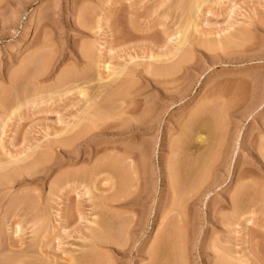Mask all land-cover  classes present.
<instances>
[{"label":"rangeland","instance_id":"obj_1","mask_svg":"<svg viewBox=\"0 0 264 264\" xmlns=\"http://www.w3.org/2000/svg\"><path fill=\"white\" fill-rule=\"evenodd\" d=\"M177 1L0 0V264H171L176 245L179 263L209 264L214 237L240 264H264V0L203 2L185 65L153 75L144 68L181 53L151 57L176 47ZM130 58L127 104L54 145L78 130L56 135L86 104L76 87L100 92L103 62ZM241 185L237 205L253 213L236 226L227 200Z\"/></svg>","mask_w":264,"mask_h":264},{"label":"bare ground","instance_id":"obj_2","mask_svg":"<svg viewBox=\"0 0 264 264\" xmlns=\"http://www.w3.org/2000/svg\"><path fill=\"white\" fill-rule=\"evenodd\" d=\"M165 1H167V0H165ZM205 1L207 2V0H178L177 2V4H179V9L181 10V12H183V13H179L183 18V20L184 21H182L183 22V25L185 26H181V28H180V30H178L177 29V31H179V32H177L176 31V35H177V44H176V47H174V49L171 51H167L168 53H161V54H157V56H151L150 54V56L151 57H153V60L154 61H158V62H161V61H167V60H170V59H175V57L177 56V54H179L178 52H181L180 53V56H179V58H177V60H174V62H169V63H171V64H165V63H160V64H156V63H154V64H156V65H154L151 69H150V62L148 63V65H150V66H148L147 64V66L149 67V69L148 68H144V70H146L147 72L149 71V73H151L152 72V74L153 75H160V76H163L164 74L165 75H168L169 76V74H175V72H177L178 70H180L181 68H182V64H184V62L187 60V59H189L188 57L190 56L188 53L190 52V50H189V52H188V48H186L184 45L186 44L185 42H187L186 41V37H187V32H188V30H189V28H193L192 29V31H193V33L196 31H198V29H196V27L198 26L197 24H196V22H195V20H196V16L198 15L197 13H199V11L201 10V8H202V4H203V2L205 3ZM164 3V2H163ZM176 7H178V5H176ZM174 8V7H173ZM208 9V8H207ZM176 10V9H175ZM179 10V11H180ZM203 10H204V8H203ZM178 14V13H177ZM184 14V15H183ZM196 15V16H195ZM180 17V16H179ZM196 17V18H195ZM199 20V19H198ZM185 23V24H184ZM183 27V28H182ZM187 27V28H186ZM189 27V28H188ZM184 29V30H183ZM188 29V30H187ZM194 29H196V30H194ZM186 31V32H185ZM179 33V34H178ZM189 37V36H188ZM117 38V37H116ZM172 38V37H171ZM165 39V38H164ZM173 39V38H172ZM179 39V40H178ZM118 40V39H117ZM188 40V39H187ZM189 41V40H188ZM111 43V42H110ZM189 43V42H188ZM88 45V44H87ZM87 47V46H86ZM112 46H108V51L110 52L111 51V48ZM89 48V47H88ZM185 48V49H184ZM97 49V48H96ZM160 49V48H159ZM187 49V50H186ZM132 50V49H131ZM137 50V49H136ZM87 51V50H86ZM127 51H128V49H127ZM96 52V51H95ZM98 52V51H97ZM151 52V51H150ZM149 52V53H150ZM164 52V51H163ZM91 54V53H90ZM96 54V53H95ZM152 54V53H151ZM191 54V53H190ZM87 55V54H86ZM129 55V54H128ZM138 56V55H137ZM146 56V55H145ZM144 56V57H145ZM149 56V57H150ZM87 57V56H86ZM136 57V56H135ZM92 58V57H91ZM94 58V57H93ZM99 58V57H98ZM137 58V57H136ZM129 59V58H128ZM132 59H133V57H132ZM131 58H130V60H127V61H124L123 63H120L118 66H116V67H113V68H111L110 67V64H109V62L108 63H105V62H103V68H105V70H107V69H110L111 70V72H110V74L108 75V76H106V77H102L101 76V73L100 74H97V80L96 81H99L100 82V84H101V91H103L102 92V94H101V91L100 92H96V93H92L90 90H88V87L86 88L84 85H82V86H80L79 85V87L77 86L76 88H78V90H79V93L83 96V97H85V101H86V104H84L85 106L82 108V110H79L80 112L79 113H76L74 116L76 117V119L74 120V121H71L70 123H66L67 125H66V127H63L59 132H57L56 133V135L58 134V136L60 135H62V134H64L65 135V133H71L73 130H75V128H78V130L76 131V133H74L73 135H71V136H69V137H60V139H58L57 141H55V143H54V145H57V144H59V145H61V146H70V144H72L73 142H75L78 138H80L85 132H87L88 131V126H91V122L90 123H88V121H87V125L86 124H84L83 126H81L80 125V123H81V121H83V120H85V119H91V118H93V117H96V116H98L99 117V114L101 115L102 114V116H104L103 114L105 113V112H108V111H106V109L107 110H109V109H111L113 106H115L116 105V107H118L117 105H123V103H124V101L126 102L127 101V96L128 95H131L130 93H129V87H130V84H131V78H132V75L134 74V72H136V70H137V68H136V66L137 65H135V66H131L130 65V63L133 61ZM142 59V58H141ZM149 59V58H148ZM97 60V58L95 59V61ZM132 60V61H131ZM83 61V60H82ZM95 61H94V63H95ZM100 61V60H99ZM107 62V61H106ZM134 63V62H133ZM138 63V62H137ZM136 63V64H137ZM91 64V63H90ZM97 64H98V62H97ZM135 64V63H134ZM152 64V63H151ZM145 65V67H147ZM185 65V64H184ZM97 66V65H96ZM138 67V66H137ZM92 69V68H91ZM99 69V68H98ZM90 70V69H89ZM141 70V69H140ZM76 71V70H75ZM138 71V70H137ZM141 71H143V69L141 70ZM77 72V71H76ZM87 72V71H86ZM89 72V71H88ZM72 73V72H71ZM103 74V73H102ZM62 75V74H61ZM64 75H65V73H64ZM75 75V74H74ZM164 75V76H165ZM163 76V77H164ZM67 77H69V76H67ZM71 77V76H70ZM77 77V76H76ZM61 78H63V77H61ZM66 78V77H65ZM72 78V77H71ZM136 78V77H135ZM85 79V78H84ZM116 79H118L117 80V82H115V84H113V85H111L112 84V82L111 81H115ZM60 80V79H59ZM62 80V79H61ZM178 80V79H177ZM64 81V80H63ZM69 81V80H68ZM154 81V80H153ZM71 82V81H70ZM83 82V81H82ZM111 82V83H110ZM56 84V83H55ZM59 84V83H58ZM60 84H61V82H60ZM65 84V83H64ZM63 85V84H62ZM71 86V84H69L68 83V86ZM75 85V84H74ZM57 86V85H56ZM69 86V87H70ZM73 87H75V86H73ZM61 88V87H60ZM72 88V87H71ZM69 89V88H68ZM67 89V90H68ZM103 89V90H102ZM66 90V91H67ZM99 90V89H98ZM54 91V90H53ZM56 92H58L57 90H55ZM66 91H61V94L63 93L64 94V92L65 93H67ZM94 92V91H93ZM58 94H60V93H58ZM63 96V95H62ZM126 104H127V102H126ZM206 104V103H205ZM83 105V104H82ZM19 106V105H18ZM18 106H16L15 107V109L13 108V110L10 112V113H7V114H9V115H12V114H14L15 113V111H16V109H18L19 107ZM127 106V105H126ZM121 108V107H120ZM126 108V107H125ZM148 108V107H147ZM119 109V108H118ZM11 110V109H10ZM19 110V109H18ZM120 111V110H119ZM115 112V111H114ZM194 112V111H193ZM12 113V114H11ZM122 113V112H121ZM196 113V112H195ZM109 114H111V113H109ZM115 116V115H114ZM192 116V115H191ZM7 117H8V115H7ZM10 117V116H9ZM8 117V118H9ZM75 117H73V118H75ZM194 118V117H193ZM94 119V118H93ZM92 119V120H93ZM104 118H102L101 120H103ZM93 122V121H92ZM101 124V123H100ZM195 124V123H194ZM5 125V124H4ZM92 125H94V123L92 124ZM99 125V124H98ZM97 126V125H96ZM79 127H81L80 129H79ZM91 127H94V126H91ZM90 130V129H89ZM94 130V129H93ZM92 130V131H93ZM74 132V131H73ZM88 133V132H87ZM181 134V133H180ZM186 134V133H185ZM70 135V134H69ZM187 135V134H186ZM84 136H85V134H84ZM180 136V135H179ZM195 138V137H194ZM157 139V138H156ZM177 139V138H176ZM181 139V138H180ZM196 142H197V145L195 144V146L194 145H192V147H194V149H195V147H196V151H198V149H201L200 147L201 146H203L204 144H206V141L207 140H205V138H203V137H201V136H199L198 135V137H196ZM54 140H56V139H54ZM79 140V139H78ZM172 140V139H171ZM178 141V140H177ZM52 143V144H53ZM171 143V142H170ZM215 143V142H214ZM45 144V143H44ZM169 144V143H168ZM172 144V143H171ZM190 144V143H189ZM262 144V143H261ZM37 145V144H36ZM38 145H41V144H38ZM50 145H51V143H50ZM73 145V144H72ZM53 146V145H52ZM172 146V145H171ZM173 146H174V143H173ZM176 147H177V145H175ZM205 146V145H204ZM209 146H210V150H211V145L210 144H207L206 145V147H208L209 148ZM213 146V145H212ZM218 146V145H217ZM48 147H49V145H48ZM206 147H205V149H206ZM214 147H215V149H216V146L214 145ZM0 148H3V145L0 143ZM47 148V147H46ZM50 148H52V147H50ZM49 148V149H50ZM64 148V147H63ZM171 148V147H170ZM185 148V147H184ZM204 149V150H205ZM212 149L214 150V148L212 147ZM172 150V149H171ZM176 150V149H175ZM175 150H173V151H175ZM188 150V149H187ZM208 149H206V151H207ZM46 151V150H45ZM63 151H65V150H63ZM142 151V150H141ZM202 151V150H201ZM212 151V150H211ZM211 151H207L208 153L205 155L206 157H207V159H206V164H203V166L200 168V170H198V172L202 175L201 177H207V176H205L206 175V173L207 172H209V170H210V165L212 164L210 161H213V160H211V158H212V153L213 152H215V151H213V152H211ZM41 152V151H40ZM66 152V151H65ZM183 152V151H182ZM9 153V152H8ZM45 153H47V152H45ZM170 153V152H169ZM28 153H26V155H27ZM171 154V153H170ZM214 154V153H213ZM12 155V154H11ZM39 155V154H38ZM177 155V154H176ZM203 155V154H202ZM44 156V155H43ZM19 157V156H18ZM23 157V156H22ZM26 157V156H25ZM205 157V158H206ZM38 158V157H37ZM36 158V159H37ZM110 158V157H109ZM18 159V158H17ZM24 159V158H23ZM42 159V158H41ZM8 160H9V158H8ZM5 161V162H2V164H0L1 165V168L2 167H6V164L7 163H11V161L9 162V161ZM12 160H15V159H13L12 158ZM16 161V160H15ZM19 161H21V160H19ZM18 161V162H19ZM109 161H111V160H109ZM203 161V160H202ZM170 162V161H169ZM13 163V162H12ZM16 163V162H15ZM26 163H28V161L26 162ZM166 163V162H165ZM174 162H172L171 161V166H172V164H173ZM201 163V162H200ZM211 163V164H210ZM216 163V162H215ZM169 164V163H168ZM194 165V164H193ZM19 166V165H18ZM97 166H99V165H97ZM101 166H103V165H101ZM101 166H100V168H101ZM199 166V165H198ZM9 167V166H8ZM173 167H174V165H173ZM200 167V166H199ZM26 168V167H25ZM28 168V167H27ZM92 168V167H91ZM176 168V167H175ZM175 168H173V170H175ZM195 168H197V167H195ZM5 169V168H4ZM95 169H96V167H95ZM172 169V168H171ZM170 169V170H171ZM29 170V169H28ZM93 170V169H92ZM25 171H27V170H25ZM84 171V170H83ZM211 172V171H210ZM3 173V172H2ZM13 173V172H12ZM117 173V172H116ZM168 173H169V171H168ZM171 173H172V171H171ZM8 174V173H7ZM14 174V173H13ZM174 174V173H173ZM177 174V173H176ZM1 175V174H0ZM195 175H196V173H195ZM9 176V175H8ZM18 176V175H17ZM120 176V175H119ZM130 176V175H129ZM174 176H175V174H174ZM173 175H171V177L173 178V181L175 182V177H174ZM12 177V176H11ZM14 177V176H13ZM128 177V176H127ZM169 177V176H168ZM203 177V178H204ZM209 177V176H208ZM239 177V176H238ZM1 178V177H0ZM9 178V177H8ZM172 178H171V180H170V182H169V188H170V183H171V189H170V192H168V193H174L175 194V187H176V184L179 182H175V184H174V182H171L172 181ZM199 178V177H198ZM202 178V179H203ZM124 179V178H123ZM128 179V178H127ZM133 179V178H132ZM202 179H200L201 180V182H202ZM207 179V178H206ZM12 180V179H11ZM197 180V179H196ZM200 180L198 181V182H200ZM204 180V179H203ZM208 180V179H207ZM121 181V180H120ZM123 181V180H122ZM130 181V180H129ZM132 181V180H131ZM7 182V181H6ZM9 182V181H8ZM197 181H196V183L195 184H193L194 186L193 187H191V188H193L194 190L196 189V188H198L197 186H199ZM207 182V181H206ZM205 183V182H204ZM242 183V182H241ZM201 184V183H200ZM122 185V184H121ZM240 185V184H239ZM3 186V185H2ZM175 186V187H174ZM199 187H201V186H199ZM243 186L241 185V186H239V187H237L238 188V190L239 191H237V193H236V195L235 196H231V199L230 200H227V201H229V206H230V208L233 210V216H234V220L232 221V224H235L236 226L237 225H239V224H241V222L242 221H240L241 220V217H243L246 213H253V211H249L248 212V208L247 207H242V206H239V205H237V202H238V200L236 199L238 196H240V194H239V192L241 193V188H242ZM2 188V187H1ZM187 188V187H186ZM177 189H179V188H177ZM176 189V190H177ZM88 189H87V187H86V191H87ZM172 190V191H171ZM174 190V191H173ZM198 190V189H197ZM197 190H195V191H197ZM235 190H237V189H235ZM243 190V189H242ZM192 191V190H191ZM179 192V191H178ZM190 192V191H189ZM121 194V193H120ZM120 194H118V195H120ZM21 195V194H20ZM176 195V194H175ZM174 195V196H175ZM242 195V194H241ZM254 195V194H253ZM115 197V196H114ZM120 197V196H119ZM22 198H24V197H22ZM188 199V198H187ZM23 200V199H22ZM250 200V199H249ZM109 201V200H108ZM237 201V202H236ZM15 202V201H14ZM168 202V201H167ZM225 202H226V200H225ZM251 202V201H250ZM112 203V202H111ZM165 203V202H164ZM171 203V202H170ZM227 203V202H226ZM17 204V203H16ZM19 204V203H18ZM168 204V203H167ZM172 205V204H171ZM227 205V204H226ZM242 205V204H241ZM14 207H16V206H14ZM182 208V207H181ZM184 208V207H183ZM221 209V208H220ZM164 210V209H163ZM187 210V209H186ZM231 210V211H232ZM252 210V209H251ZM175 211V210H174ZM173 211V212H174ZM181 211V210H180ZM183 211V210H182ZM168 213V212H167ZM165 214V213H164ZM180 215V214H179ZM221 215V214H220ZM164 216V215H163ZM217 217V216H216ZM223 217H219L218 216V218H217V220H215L216 222L217 221H222V220H224V219H222ZM233 218V217H232ZM214 220V219H213ZM248 220L250 221V219H245L244 221L246 222H248ZM243 221V222H244ZM234 222V223H233ZM161 223V222H160ZM169 223V222H168ZM140 224V223H139ZM216 224V223H215ZM218 224V223H217ZM230 224V223H229ZM12 225V224H11ZM18 225H19V223H18ZM17 224L15 225L16 226V232H19V226H18ZM234 225V226H235ZM19 227V228H18ZM244 228H246V226L244 227ZM185 229V228H184ZM177 230V229H176ZM182 230V229H181ZM181 230H180V233H181ZM163 231H165V230H163ZM234 231V230H233ZM97 232H99V231H97ZM234 232H236V231H234ZM91 233V232H90ZM163 233V232H162ZM179 233V232H178ZM174 234V233H173ZM172 234V235H173ZM94 235V234H93ZM98 235V234H97ZM168 235V234H167ZM175 235V234H174ZM173 235V236H174ZM177 235V234H176ZM175 235V236H176ZM103 236V235H102ZM170 236V235H169ZM173 236H170L171 238L173 237ZM214 236H216V235H214ZM213 237V236H212ZM220 237V236H219ZM90 238V237H89ZM92 238V237H91ZM95 240V239H94ZM101 240V239H100ZM106 240V239H105ZM108 240V239H107ZM173 240H175L174 238H173ZM102 241V240H101ZM247 241V240H246ZM98 242H100V241H98ZM104 242V241H103ZM230 241L228 240V238H222V237H220V238H218V237H214V238H212V240H211V242L209 243V245H207V249H210L211 250V255L213 256V258H214V260L212 261V263L211 262H209V264H240V262H241V259L239 258V256H237V253H236V250L234 249V248H232V247H230V246H228L227 244L229 243ZM179 243V242H178ZM101 244V243H100ZM173 246V245H172ZM177 246V245H176ZM176 246H173V248H172V257H173V263H171V264H181V262L179 263V261H181V260H179V258H181L180 256H178L179 255V251L177 250V248H176ZM157 248V247H156ZM162 248V247H161ZM179 249V248H178ZM184 249V248H183ZM153 251V250H152ZM206 251H208V250H206ZM149 252V251H148ZM168 252V251H167ZM202 252V251H201ZM210 253V252H209ZM14 254V253H13ZM11 255V254H10ZM27 255V254H26ZM25 255V256H26ZM15 256V255H14ZM21 256V255H20ZM150 256V255H149ZM184 256V255H183ZM182 256V257H183ZM11 258V257H10ZM150 258V257H149ZM153 258V257H152ZM164 259V258H163ZM22 260V259H21ZM157 260V259H156ZM186 260V259H185ZM253 260L256 262L257 260H258V258L257 257H255L254 255H253ZM3 261V260H2ZM15 261V260H14ZM36 261V260H35ZM170 261V260H169ZM4 262V261H3ZM13 262V261H12ZM28 263V262H27ZM152 263V262H151ZM168 263V262H167ZM150 264V263H149ZM186 264H187V262H186Z\"/></svg>","mask_w":264,"mask_h":264}]
</instances>
